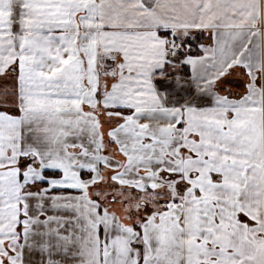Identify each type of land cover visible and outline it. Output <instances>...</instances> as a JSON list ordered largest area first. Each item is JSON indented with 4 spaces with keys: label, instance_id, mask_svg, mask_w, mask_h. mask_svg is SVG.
Masks as SVG:
<instances>
[{
    "label": "snow or ice",
    "instance_id": "obj_1",
    "mask_svg": "<svg viewBox=\"0 0 264 264\" xmlns=\"http://www.w3.org/2000/svg\"><path fill=\"white\" fill-rule=\"evenodd\" d=\"M0 264H264V0H0Z\"/></svg>",
    "mask_w": 264,
    "mask_h": 264
}]
</instances>
